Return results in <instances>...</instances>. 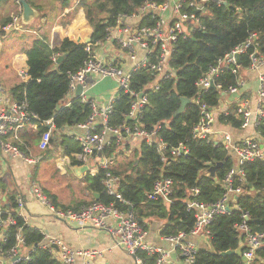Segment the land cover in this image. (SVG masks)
<instances>
[{"label": "trees", "instance_id": "obj_1", "mask_svg": "<svg viewBox=\"0 0 264 264\" xmlns=\"http://www.w3.org/2000/svg\"><path fill=\"white\" fill-rule=\"evenodd\" d=\"M27 1L39 8L32 0ZM49 1H61L63 6H67L71 0ZM79 1L78 5L84 8L93 28L90 42L79 43L68 37L51 40L41 32L23 41L24 45L27 43L24 49L28 57L27 79L14 84L9 91L13 100L27 104L31 114L29 123L37 127L35 136H42L49 129L48 121H53L56 130L53 131L51 144L63 137L61 146L64 154L71 156L72 164H81L72 157V153L81 152V147L73 137L64 136V130L86 122L93 109L79 96L70 100V106L63 105L70 94L71 78L92 58L94 50L107 41L109 30L117 26L120 17L132 15L146 3H155L160 7L165 3V0ZM225 3L210 1L204 4L203 10H189L195 13L199 24L189 35H180L175 41L169 59L174 76L158 75L148 68L133 70L130 90L138 95L143 93L148 100L138 119L128 118L131 105L137 97L122 91L113 103L109 125L121 129L122 140L111 135L110 144L104 149L103 155L112 158L124 153V149H130V138L124 128H133L135 125L153 133L165 143V152L158 151L157 142L149 143L144 139L135 158L112 169V173L120 177L119 192L123 200L107 193L105 170L99 169L95 174L88 172L85 176L87 190L99 195V198L93 196L92 200L107 205L113 203L124 211L132 209L145 229L148 220H165L161 231L163 236H176L182 232L191 235L196 224V211L188 206L189 201L215 205L228 194L230 188L235 191L241 187L243 192L234 195L231 213L216 214L210 223V248L199 247L193 264H247L237 255L222 256L221 253L238 249L249 235H264V159L238 164L235 155L222 143L215 144L209 138L195 135V128L202 118L201 107L206 105L208 109L214 110L220 104L222 94L239 85L240 71L251 67L252 56L264 58V0H225ZM11 20L9 15L0 18V38L6 34L4 27ZM155 23L156 18L152 15L139 21L141 26H153ZM23 27L33 29L31 23ZM247 44L237 64L230 65L216 76L212 87L200 88V80L211 69L226 55ZM88 46L92 52L87 50ZM159 52L160 46L157 45L153 49L152 61ZM60 56L63 59L57 62ZM182 97L188 98L190 102L183 113L175 116ZM219 120L234 129L241 128L243 122L236 114V105L229 112L220 114ZM257 130L264 137V118L260 120ZM21 137L25 139L28 135L22 133ZM13 142L20 151L25 152V143L19 140ZM181 144L188 148V153L174 159L171 149ZM219 162H222V166L211 176L209 168ZM232 169L238 172L228 185L225 179ZM162 177L173 180L172 194L167 202L163 199L149 200L148 194ZM193 189L199 190L195 197ZM54 204L56 208L60 207ZM17 207V201H13L10 211L2 213L1 219L11 217L15 223H10L2 230L4 238L1 240V253H10L20 234L24 238L21 252L27 249L32 259L18 264H61L48 249L39 246L42 232L27 225L16 211ZM70 207L62 206L60 209L67 210ZM244 214H247V220ZM244 221L248 227L246 232L239 227ZM261 241L262 245L255 251L256 264H264V236ZM247 250L246 243L243 245V254ZM139 257L143 264H156L155 257L145 252H139Z\"/></svg>", "mask_w": 264, "mask_h": 264}, {"label": "built area", "instance_id": "obj_2", "mask_svg": "<svg viewBox=\"0 0 264 264\" xmlns=\"http://www.w3.org/2000/svg\"><path fill=\"white\" fill-rule=\"evenodd\" d=\"M215 2L223 4L225 0H165L163 6H158L155 3H146L141 6L138 11L130 16H123L118 19L117 26L109 30L107 41H112L120 49L121 53L128 54L130 60L134 62V67L131 72H126L123 68L113 64H105L98 61L94 55L84 65V67L76 73L70 81L69 98L73 97L77 86L80 84L83 87V92L80 95L83 102L89 103L92 106L93 112L89 119L81 124H77L75 128L82 129L84 132L73 134L75 139L79 142L81 152L79 158L83 163H88L91 159H97L95 166L90 168V172L95 174L99 169L106 171L104 185L109 195L116 196L122 199L119 192L120 177L112 173L115 166V157H108L103 155L104 149L110 144L109 137L111 135L117 136L122 140L121 129L113 128L109 125V114L112 110L113 103L116 98L120 96L122 91L130 93V95L137 97L131 105V110L128 115L129 119H138L143 107L147 104V97L141 93L136 94L130 90V78L133 70L140 68H148L156 72L158 75L165 77L174 76V72L169 67V59L174 50L175 41L180 35H189L195 27L198 26L199 20L195 13L189 12L190 9L203 10L204 4L207 2ZM20 12L13 14L11 22L4 27L5 33H11L16 30L24 29L21 19L22 7L19 0H16ZM187 8V9H186ZM172 10L175 13L173 20H167L164 16L166 11ZM147 15H152L156 18V23L153 26L139 25V21ZM128 21H133L131 24ZM252 42H249V44ZM240 47L230 54L226 55L218 65L211 69L210 72L200 80L199 86L201 89H208L213 86V80L224 69L230 65L237 64V54L245 52L246 47ZM160 46V52L152 61L153 49L155 46ZM87 50L92 52L88 46ZM251 68H255L264 64V58L252 56ZM95 74L98 77H110L118 82V96L112 99L108 105L98 107L93 100L87 98V92L90 88L88 84V76ZM21 75L27 77L25 71ZM259 107L256 112H253L250 107V102L241 98V85L231 87L226 94L234 95L238 100L236 101V114L243 120L241 128L244 129L252 123L258 126L260 120L264 118V72L259 74ZM64 106H70V101H65ZM202 118L200 123L195 128V135L201 138H209L215 144L222 143L224 147L230 150L235 157H237L238 164L245 161H252L257 158L264 159V143L256 138H247L241 142H234L231 134L228 132L222 133V140L212 138L213 126L215 123V115L212 110L208 109L206 105L201 107ZM31 114L28 111L25 102H17L13 100L10 94L5 92L0 82V147L6 153H12L16 156H22L20 149L12 142H8L7 138L13 140H20V132L25 125L29 123ZM48 131H46L40 139L39 148L47 150L51 147V140L55 125L52 120L48 121ZM100 127V129H98ZM124 131L130 139L139 138L145 139L149 143L157 142L158 151L165 152L167 146L153 133L141 129L137 125L133 128L125 126ZM188 148L181 144L178 147L171 149V154L174 159L186 155ZM238 171L232 169L226 176L225 182L229 185L233 181L235 173ZM173 180L162 177L154 185L153 190L148 194V199L151 201H158L160 199L168 201L173 191ZM243 189L238 187L235 191L230 188L228 194L217 204L207 205L197 200L189 201V207L196 211V224L191 232V235L179 233L176 236H163L165 242L172 247L166 251L148 241V230L145 229L137 217L132 213V209L124 211L112 204H104L99 201H93L88 206L75 210H58L49 198L43 193L39 187L33 188V194L43 204L47 205L49 209L62 219L71 222H77L83 226L90 225L91 227L108 230L114 238V246L124 248L128 254L133 256L138 264H143L139 257V252H145L150 256L155 257L156 264H193L195 262V253L199 246L193 240V237L204 235L211 240L209 225L216 214L227 215L232 211L231 203L234 195L241 194ZM199 193L198 189H193L192 194L195 197ZM123 200V199H122ZM18 210L21 211L25 207V200L19 197L17 200ZM247 220V214L243 215ZM10 223L15 221L8 217L6 220L0 218V261L2 264H18L20 262L31 261L30 253L21 252L24 245V238L18 235L17 244L10 253L3 254L1 249V240L4 236L2 230ZM240 230L248 231L245 221L239 226ZM43 238L39 246L43 249H48L54 254L61 264H75L78 257L84 258L83 264H93L96 257L101 256L102 252L91 249L84 251H74L69 248L59 237L48 236L42 234ZM264 235H249L247 238L248 250L244 253L247 258V264H256L255 251L262 245L261 238ZM178 251L179 260L174 262L171 259V251ZM14 259V261H13Z\"/></svg>", "mask_w": 264, "mask_h": 264}, {"label": "crops", "instance_id": "obj_3", "mask_svg": "<svg viewBox=\"0 0 264 264\" xmlns=\"http://www.w3.org/2000/svg\"><path fill=\"white\" fill-rule=\"evenodd\" d=\"M32 1L34 2V0ZM45 1L49 5L47 10L42 9V3L36 4L39 8L34 7L39 15L30 22L33 29L16 30L2 36V39L14 37L15 41L5 51L3 61L0 60V82L8 94L14 84L27 79L21 75V72L25 71L26 73L28 68V57L24 50L27 43L24 45L23 41H28L39 32L49 36L51 40L68 37L75 42L86 43L88 39H91L93 28L86 18L84 8L78 5L79 0H71L67 6H63L61 1ZM2 4L0 13L3 17H6L7 14L5 10L11 6L15 11L11 10L9 16L20 12L16 0H5ZM164 16L167 20H173L175 13L170 9ZM128 22L133 24V21ZM94 57L105 64L121 67L126 72H131L134 67V62L130 60L128 54L121 53L112 41H106L96 48ZM263 72L264 64L240 71L241 98L250 102L253 112H256L259 107V74ZM88 84L90 88L87 98L93 100L98 107L108 105L112 99L118 96V82L113 78H101L92 74L88 76ZM74 96L76 95L74 94ZM73 97H68L67 100L70 101ZM238 99L234 95H222L220 104L212 110L216 119L212 138L221 141L222 133L228 132L234 142L256 138L264 143V137L260 135L257 126L253 123L244 129H234L230 125L220 122V114L229 112L236 105L235 100ZM36 130L35 124L28 123L20 132L19 142L25 143L26 147L25 152L21 151L22 156L6 153L0 147V218L3 212L10 211L13 201L16 202L19 197H22L25 200V207L21 211L17 207L16 211L25 219L27 225L39 229L42 234L59 237L74 251L96 249L102 252L101 256L93 260V264H138L124 248L114 246V238L108 230L94 228L90 225L83 226L77 222L62 219L35 197L33 188L39 187L53 204L57 203L60 207L71 206L69 209L78 211L88 206L97 200H92L94 193L87 190L85 176L88 172L91 173L90 168L98 162L97 159H91L88 163H83L79 158V153L74 152L72 157L81 164H72L71 156L64 154V148L61 146L63 137H60V140H57L55 144H51L49 149L41 150L39 148L41 136L34 135ZM82 132H84L82 129L73 126L65 128L63 134L75 139L73 134ZM22 133L28 137L22 138ZM7 141L14 143V140L9 137ZM142 142L143 139L135 137L129 139L128 143L133 151V158L139 153ZM130 149H124V152ZM115 160L114 167L122 163L121 160L117 162L118 156L115 157ZM85 166H88L87 171L82 170ZM60 207L57 209L64 210ZM147 223L148 241L166 251L170 250L172 247L164 241L161 234L165 220L153 219L150 222L148 220ZM193 240L199 247L210 248L211 240L209 241V238L204 235L195 236ZM246 243L247 241H244L242 244ZM25 252L27 249H24L23 253ZM171 252V259L174 262L178 261L180 258L178 251ZM84 261L83 257H78L75 264H83Z\"/></svg>", "mask_w": 264, "mask_h": 264}, {"label": "water", "instance_id": "obj_4", "mask_svg": "<svg viewBox=\"0 0 264 264\" xmlns=\"http://www.w3.org/2000/svg\"><path fill=\"white\" fill-rule=\"evenodd\" d=\"M19 3L22 7V13H21V19L22 22L24 24H29L32 20H34L36 17H38L39 13L38 11L27 1V0H19ZM224 4H226L224 2ZM91 39H88L86 43H89ZM240 54L236 55L237 58V62L240 61ZM63 59V56H60L57 59V62H60ZM83 92V87L82 85H78L76 88V92L75 95L76 97H80V95ZM223 96H226V93L222 94ZM190 102V100L188 98L182 97L181 98V106L180 108L176 111L175 116L181 114L184 112L186 105ZM49 126V125H48ZM222 166V162L217 163L216 165H213L209 168V172L211 176L215 175V172L217 170V168ZM83 171H87L88 170V166H85L83 169ZM249 186L251 187L252 185L249 184ZM94 196L96 198H99V195L97 193L94 194ZM222 256H228V255H237L239 257L242 258L243 261L247 262V258L245 257V255L243 254V245H241L238 249L236 250H229V251H225L221 253ZM14 261V259H13Z\"/></svg>", "mask_w": 264, "mask_h": 264}, {"label": "rangeland", "instance_id": "obj_5", "mask_svg": "<svg viewBox=\"0 0 264 264\" xmlns=\"http://www.w3.org/2000/svg\"><path fill=\"white\" fill-rule=\"evenodd\" d=\"M45 0H34L35 2V5L38 4V3H42V9L43 10H47L48 9V2L45 1ZM2 2L0 1V8L2 6ZM13 10L15 11L14 7H9L7 10H5V13L7 12L6 16H8L10 14V11ZM1 12V11H0ZM12 12V11H11ZM18 12V11H17ZM3 17L0 13V18ZM14 37H9V39H0V60L3 61V56L5 54V51L7 50V48L12 45L13 43H15V41L13 40ZM12 39V40H11ZM134 157V154H133V151L132 149L128 150L127 152H124L121 156H118V160H121L122 163L124 162H128L129 160H131V158Z\"/></svg>", "mask_w": 264, "mask_h": 264}]
</instances>
